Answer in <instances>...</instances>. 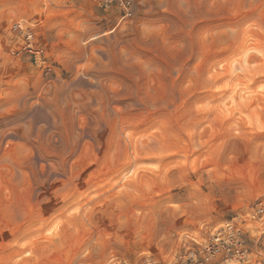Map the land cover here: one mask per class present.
Listing matches in <instances>:
<instances>
[{
	"label": "rangeland",
	"instance_id": "374dc122",
	"mask_svg": "<svg viewBox=\"0 0 264 264\" xmlns=\"http://www.w3.org/2000/svg\"><path fill=\"white\" fill-rule=\"evenodd\" d=\"M227 229L209 264H264V0H0V264H190Z\"/></svg>",
	"mask_w": 264,
	"mask_h": 264
},
{
	"label": "built area",
	"instance_id": "2783aa9c",
	"mask_svg": "<svg viewBox=\"0 0 264 264\" xmlns=\"http://www.w3.org/2000/svg\"><path fill=\"white\" fill-rule=\"evenodd\" d=\"M118 1L123 3V0ZM13 30L19 32L22 36V44L19 49L20 52L26 53L34 57V59H39L42 50L37 45L31 29L27 27L24 22H16L13 24ZM226 231H228L226 236L214 233L205 245H199L196 248L188 250L186 259L190 261V264H209L210 261L218 255L227 256L231 252L235 255H243V251L240 249L242 241L238 239L239 237L234 236L230 229Z\"/></svg>",
	"mask_w": 264,
	"mask_h": 264
},
{
	"label": "bare ground",
	"instance_id": "6f19581e",
	"mask_svg": "<svg viewBox=\"0 0 264 264\" xmlns=\"http://www.w3.org/2000/svg\"><path fill=\"white\" fill-rule=\"evenodd\" d=\"M238 239L241 240L240 237H239ZM243 248H244V246H241V247H240V249L243 251V255H236L238 258H241V259L244 258V256H245V255H244V254H245V249H243Z\"/></svg>",
	"mask_w": 264,
	"mask_h": 264
}]
</instances>
